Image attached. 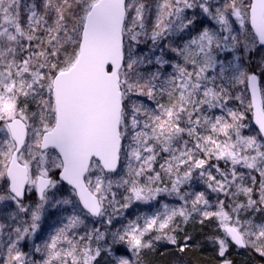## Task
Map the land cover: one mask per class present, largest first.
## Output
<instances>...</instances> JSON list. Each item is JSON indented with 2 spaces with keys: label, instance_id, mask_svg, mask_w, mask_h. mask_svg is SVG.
<instances>
[{
  "label": "snow or ice",
  "instance_id": "obj_1",
  "mask_svg": "<svg viewBox=\"0 0 264 264\" xmlns=\"http://www.w3.org/2000/svg\"><path fill=\"white\" fill-rule=\"evenodd\" d=\"M201 234L264 259V0H0V264Z\"/></svg>",
  "mask_w": 264,
  "mask_h": 264
},
{
  "label": "trees",
  "instance_id": "obj_2",
  "mask_svg": "<svg viewBox=\"0 0 264 264\" xmlns=\"http://www.w3.org/2000/svg\"><path fill=\"white\" fill-rule=\"evenodd\" d=\"M168 203L175 204L178 201H176L174 198H168L164 197L162 198ZM153 210L150 206H140V211L142 212H151ZM131 211V210H130ZM126 215H129V213H126ZM130 218H134L131 217ZM211 231V228H205L204 233H209ZM201 240V248L200 250L192 253L187 254V258L190 260H197L199 261V264H215V253L211 247L210 244L203 242V234L200 235ZM239 253H244V258L237 257ZM232 258L235 260L236 264H264V259L260 258L256 254L249 255L247 252L245 253L243 250H237L233 248L231 250ZM248 254V255H246ZM177 254L175 253L174 249H158L157 253L155 255H149V259L152 260L153 264H172L174 260H176Z\"/></svg>",
  "mask_w": 264,
  "mask_h": 264
},
{
  "label": "rangeland",
  "instance_id": "obj_3",
  "mask_svg": "<svg viewBox=\"0 0 264 264\" xmlns=\"http://www.w3.org/2000/svg\"><path fill=\"white\" fill-rule=\"evenodd\" d=\"M177 203H178V202H177ZM245 253H246V252H245ZM246 255H248V254H246ZM237 257H239V258H241V259L244 258V253H239Z\"/></svg>",
  "mask_w": 264,
  "mask_h": 264
}]
</instances>
